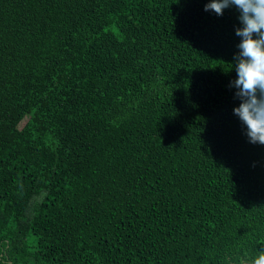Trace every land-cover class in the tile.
<instances>
[{"label":"trees","instance_id":"1","mask_svg":"<svg viewBox=\"0 0 264 264\" xmlns=\"http://www.w3.org/2000/svg\"><path fill=\"white\" fill-rule=\"evenodd\" d=\"M0 0V264H223L264 243V145L233 114L235 6Z\"/></svg>","mask_w":264,"mask_h":264},{"label":"clouds","instance_id":"2","mask_svg":"<svg viewBox=\"0 0 264 264\" xmlns=\"http://www.w3.org/2000/svg\"><path fill=\"white\" fill-rule=\"evenodd\" d=\"M235 6L240 38L232 67L236 78L230 81L239 105L233 108L242 125L246 126L249 143L264 145V0H208L204 11L223 15V10ZM252 254H234L224 258L223 264H264V243Z\"/></svg>","mask_w":264,"mask_h":264}]
</instances>
